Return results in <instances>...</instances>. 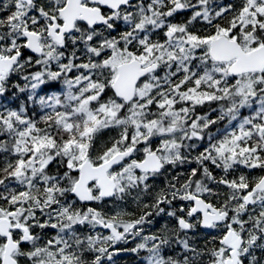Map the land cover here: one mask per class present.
<instances>
[{"label":"snow or ice","instance_id":"snow-or-ice-1","mask_svg":"<svg viewBox=\"0 0 264 264\" xmlns=\"http://www.w3.org/2000/svg\"><path fill=\"white\" fill-rule=\"evenodd\" d=\"M124 256L264 264V0H0V264Z\"/></svg>","mask_w":264,"mask_h":264},{"label":"trees","instance_id":"trees-1","mask_svg":"<svg viewBox=\"0 0 264 264\" xmlns=\"http://www.w3.org/2000/svg\"><path fill=\"white\" fill-rule=\"evenodd\" d=\"M121 261H123V263H120V264H128V261L126 259H124V258H121L120 262ZM133 264H135V263H133Z\"/></svg>","mask_w":264,"mask_h":264}]
</instances>
